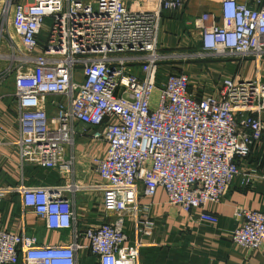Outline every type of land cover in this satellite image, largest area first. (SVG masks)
Wrapping results in <instances>:
<instances>
[{
	"label": "built area",
	"instance_id": "1",
	"mask_svg": "<svg viewBox=\"0 0 264 264\" xmlns=\"http://www.w3.org/2000/svg\"><path fill=\"white\" fill-rule=\"evenodd\" d=\"M188 1L146 0V9L141 0L6 1L0 83L12 76L21 159L74 174L84 124L91 141L106 148L96 158L98 181L87 187L101 192L108 215L78 231L74 205L64 196L74 183L0 185V203L17 192L23 213L71 235L63 245L42 244L24 227L19 233L0 227V264H82L84 256L88 264H140L141 243H131L125 227L131 217L139 233L152 231L154 204L141 198L151 200L162 187L170 206L211 221L207 204L236 181L243 188L264 178L240 168L255 148L264 150V0H221L219 22L212 12L190 20L202 32L197 55L164 53L162 12ZM194 56L249 60L254 76H223L216 90L198 97L186 71L163 64ZM234 210L232 243L260 248L264 212Z\"/></svg>",
	"mask_w": 264,
	"mask_h": 264
},
{
	"label": "crops",
	"instance_id": "2",
	"mask_svg": "<svg viewBox=\"0 0 264 264\" xmlns=\"http://www.w3.org/2000/svg\"><path fill=\"white\" fill-rule=\"evenodd\" d=\"M6 0H0V14ZM23 2L24 0H11ZM131 4L134 0H126ZM136 1V0H135ZM221 0H189L183 9L165 10L159 32V47L164 53L180 54L201 51L200 40L202 32L190 20L205 12H212L219 22ZM142 8L146 9V0H141ZM1 23V20H0ZM222 67H214L220 78L217 86L211 90L208 87L195 85L192 79V90L198 97L216 90L220 86L223 76L247 77L243 75V68L238 61L229 59L222 61ZM203 64V63H202ZM211 64V63H207ZM169 71L179 69L183 64H169ZM178 66H180L178 68ZM189 66L183 69L190 74ZM178 68V70H177ZM211 68V67H209ZM2 68H0L1 70ZM203 69V68H201ZM183 70V71H184ZM161 72L166 73L162 68ZM241 74V75H240ZM254 76V66H252ZM204 74H199L200 77ZM205 76V75H204ZM203 76V77H204ZM214 78V77H213ZM12 76L0 83V185L15 187L20 184L30 186H61L74 183L75 191H66L64 196L69 198L78 217L77 228L82 231L86 226L94 225L108 214L103 211L102 194L92 190L87 185L97 182L99 175L96 171V158L105 154V146L92 142L89 128L81 125L78 128L75 146V172L66 173L54 168H42L26 164L22 161L20 150L16 144L19 138L17 122V103L13 95L14 84ZM200 83V82H199ZM51 99V98H49ZM64 158L70 155L69 147L65 146ZM240 168L246 172H254L264 176V150L259 146L249 157L240 162ZM236 181L227 191V195L217 203L207 204L205 211L212 212L211 221L200 218L199 212L188 217L183 211L176 210L167 201L164 189L158 188L154 197L149 200L141 198L140 203L152 201L151 220L154 225L150 234L138 232L137 223L128 218L125 229L130 236L131 243L138 240L140 264H264V243L260 248L242 249L231 241V233L236 227L234 217L237 206L247 207L264 212V178L256 181L252 186L240 187ZM0 203V227L11 232L19 233L24 227L28 236H32L39 243L63 245L71 239L70 232L50 231L45 229L43 222L32 212L23 213L21 196L17 192L5 194ZM141 219V216H139ZM82 264H88L83 257Z\"/></svg>",
	"mask_w": 264,
	"mask_h": 264
},
{
	"label": "rangeland",
	"instance_id": "3",
	"mask_svg": "<svg viewBox=\"0 0 264 264\" xmlns=\"http://www.w3.org/2000/svg\"><path fill=\"white\" fill-rule=\"evenodd\" d=\"M6 1H5V4H6ZM5 4H4L3 8H2V11H3L4 7H5ZM0 20L2 22H4L5 25H7L8 21H5V19L2 16V13H1ZM45 22L47 24H50L51 23V20L50 19H46ZM190 53H193V54H196L197 55V52L196 51H193V52H190ZM223 60H225V61L228 60L229 61V59H227L225 57H223V58H220L219 57L218 58V57H207L206 56V58H200L198 56H194V58H190V59H186V60H174L173 59L172 61L163 62V64L164 65L173 64V63H177V64L179 63V65L183 64L184 66H182V65H181V67L178 66V68L180 67L179 69H181V70L187 69V66H189L188 67L189 68V72L191 73V76H192L190 79H192L194 82H196L195 85H197V86L200 85L203 88H206V87L209 86V88L212 90L214 85L217 86L218 80L220 79L218 77V74L215 71L214 67H219V68L222 67V66H220L221 65L220 63H223L222 62ZM206 62L207 63H211V64H207L206 65ZM250 62L251 61L246 60L244 62V64L243 63L242 64L240 63L241 64L240 69H242V68L244 69L243 70V72H244L243 75L249 76L250 78H253V77H251L253 75L252 74V66H253V64H251ZM183 67H184V69H183ZM209 67H211V68H209ZM164 68H167V67L165 66ZM178 68H177V70H178ZM201 68H203V69H201ZM263 72H264V70H263ZM199 74L200 75L201 74H204L205 75V76L203 75L204 77L203 76L200 77V79L202 78L200 81H198V79L196 77ZM189 76H190V74H189ZM211 90H210V92H211Z\"/></svg>",
	"mask_w": 264,
	"mask_h": 264
},
{
	"label": "water",
	"instance_id": "4",
	"mask_svg": "<svg viewBox=\"0 0 264 264\" xmlns=\"http://www.w3.org/2000/svg\"><path fill=\"white\" fill-rule=\"evenodd\" d=\"M81 125H84V124L81 123Z\"/></svg>",
	"mask_w": 264,
	"mask_h": 264
}]
</instances>
